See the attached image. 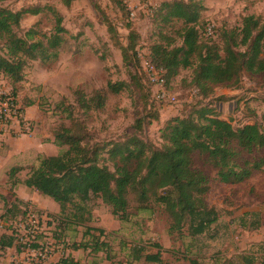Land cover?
I'll return each instance as SVG.
<instances>
[{
    "label": "rangeland",
    "instance_id": "1",
    "mask_svg": "<svg viewBox=\"0 0 264 264\" xmlns=\"http://www.w3.org/2000/svg\"><path fill=\"white\" fill-rule=\"evenodd\" d=\"M174 1L124 0L126 11L120 9L116 0L0 1V8L13 13L29 11L13 30L28 44H39L33 52L35 57L24 60L20 81L0 74V95L14 93L17 105L30 108L28 114L24 109L22 115L32 130L31 136L18 137L15 130L20 128L19 118L12 120L10 127H0V147L7 140L20 137L50 143L62 128H69L89 152H96L100 166L114 172L132 138L139 139L145 151L160 150L166 144L163 132L167 122L177 116L195 117L201 108L229 121L234 129L260 125L264 72L250 74L242 69L236 82L217 87L206 97L191 85L192 71L180 68L163 84L165 92L175 100L158 101L159 86L148 79L145 62L155 44L164 45L163 36L175 40L169 50L182 45L183 21L166 18L169 9L164 5ZM184 4L190 14L195 11L198 15L194 26L201 42L217 50L223 48L228 32L241 27L244 17L253 15L264 25V0H184ZM34 10L38 14H33ZM58 18L63 32L58 35L59 45L52 47ZM108 24L114 28V35L108 32ZM238 51L248 53V48ZM0 56L8 58L1 40ZM119 82L127 87L117 94L107 91L108 83ZM44 149L48 155H59L67 146L53 144ZM260 157H264L263 150L243 152L236 163L242 165L244 160ZM193 166L208 177L204 204L216 212L214 224L197 236L190 234L185 221L176 230L172 228L173 218L155 194L150 191L142 198L136 187L129 190L125 220L113 217L111 208L100 199L91 198L84 213L91 215V226L105 231L103 237L97 232L93 236L107 248L97 254L89 250L73 252L78 264H154L146 262L145 256L158 251L163 263L169 264H190L194 259L199 264H264V171H254L244 181L228 185L219 181L205 158L195 157ZM4 171L0 169V190L10 199V193H15L8 180L4 184ZM36 199L32 200L34 204L22 205L20 211L29 204L48 216L50 221L42 226L39 243L53 250L54 255L68 249L71 242L92 243L94 247L95 239H81L85 227L66 226V215L72 207L59 214L58 205L52 200L38 194ZM2 206L0 200V210L4 212ZM22 217L20 213L9 221L17 222ZM9 228L0 229V243L6 246L11 242L15 248L0 251V264H14V252H22L15 241L22 232L13 225ZM136 257L140 259L135 261Z\"/></svg>",
    "mask_w": 264,
    "mask_h": 264
},
{
    "label": "trees",
    "instance_id": "2",
    "mask_svg": "<svg viewBox=\"0 0 264 264\" xmlns=\"http://www.w3.org/2000/svg\"><path fill=\"white\" fill-rule=\"evenodd\" d=\"M116 1L120 9L126 11V5L120 0ZM164 6L169 9L166 18L181 20L184 23L180 33V47L169 50L175 40L163 36L161 40L164 45L155 44L149 56L156 68L164 70L163 77L166 81L176 76L178 69H190L191 85L208 97L215 88L236 82L242 69L250 74L264 72V25H260L258 18L253 15L244 17L241 27L228 32L223 41V48L217 50L201 42L194 26L198 15L195 11L192 14L187 11L184 0H175ZM24 13H13L0 8V40L4 42L8 56H0V74L14 82L21 80L24 60L33 59V52L39 46L28 44L14 33L13 28L18 26ZM32 13L38 14V10ZM62 32L58 18L56 32L50 43L52 47L59 45L58 35ZM108 32L114 35V28L110 24ZM241 47H247L248 53L238 51ZM122 51L126 53L125 48ZM106 87L109 93L117 94L125 89L127 84L108 83ZM146 88L149 91L148 86ZM10 94L18 104L15 94ZM18 107L23 113L25 107ZM195 113V117L177 116L167 122L163 132L166 144L160 150L145 151V145L139 139L132 138L123 149L125 154L122 153L121 165H116L114 172L106 166H100L96 152H89L82 145L81 139L73 135L69 128H62L61 132L53 136V144L67 146V150L59 155L39 158L35 166L28 168L23 181L17 178L23 168H11L8 171L11 188L21 183L35 190L56 203L59 214H64L67 207H72L71 212L66 215V226L85 227L81 239H95V244L93 243L92 247V243L71 242L68 245L70 251L89 250L93 254L103 252L107 244L99 242L93 233L97 232L98 236L103 237L105 231L89 224L91 215L88 211L84 213L85 206L91 198L100 199L111 208L113 217L125 220L128 209L127 196L129 190L135 187L140 189L142 198L150 191L155 194L156 200L165 206L173 218L172 228L181 229L185 221L192 236L201 235L217 221V214L204 204V195L209 189L208 177L194 168V158H205L206 163L216 171L219 181L228 185L244 181L254 171H264V157L244 160L242 165L236 163L243 152L264 151V112L260 125H245L237 129H234L229 121L216 117L206 108H201ZM129 145L134 148L131 149ZM159 190L164 193L158 195ZM0 200L4 208L3 217L7 220L14 219L20 213L24 215V212L20 211L22 201L13 194L10 193V199L0 196ZM194 222L197 223L196 226ZM11 244L8 242L6 246ZM133 259L138 261L140 257ZM145 261L169 264L163 263L159 251L147 254ZM56 264L78 263L71 255H67L60 258ZM190 264L199 263L194 259L190 260Z\"/></svg>",
    "mask_w": 264,
    "mask_h": 264
},
{
    "label": "built area",
    "instance_id": "3",
    "mask_svg": "<svg viewBox=\"0 0 264 264\" xmlns=\"http://www.w3.org/2000/svg\"><path fill=\"white\" fill-rule=\"evenodd\" d=\"M124 4V0H122ZM145 73L148 79L154 84L159 86L157 99L160 102H172L175 100L174 97L168 95L163 89L164 84V70L156 68V66L150 61L145 62ZM23 113L19 110L18 105L13 100L10 93L7 95H0V127L8 128L12 120H17L18 130H15L17 136L32 135L31 123L23 120ZM39 211V210H37ZM29 204L23 210L24 215L17 222L11 223L5 218H0V229H5V231L10 230L9 226L13 225L19 229L22 234L18 239H15L19 249L22 252H14L13 260L14 264H46L53 254V250L44 246V244L39 243V236L42 231V226H45L50 220L46 214L42 212H37ZM15 248L14 246H2L0 243V251L3 249Z\"/></svg>",
    "mask_w": 264,
    "mask_h": 264
},
{
    "label": "crops",
    "instance_id": "4",
    "mask_svg": "<svg viewBox=\"0 0 264 264\" xmlns=\"http://www.w3.org/2000/svg\"><path fill=\"white\" fill-rule=\"evenodd\" d=\"M29 110L30 108L25 109L24 113L28 114ZM48 145H53V141H50V143L44 144L39 139L34 140V138H28V137L12 138L11 140H7L6 144L0 147V169L1 168L5 169L4 175H5L6 180L4 184H6L7 180L10 182V180L8 179V171L11 168L13 167L23 168V171L20 172L22 173V176L17 175L18 180L23 181L26 178V175L28 173V168L35 166L38 162V158H42L43 156H54V155H48L46 153V149H44V147ZM10 188H11V182H10ZM11 189L15 193L14 197L22 201L23 205L26 203L34 204L32 200L37 201L36 194H38L42 198H46V197L41 196L35 190L25 187L21 183L17 184L14 188H11ZM34 192L36 193L35 196L33 194ZM0 195H3V197H6L4 193L1 192V190H0ZM46 199H49V198H46ZM3 214H4L3 210L2 211L0 210V215L2 218H4ZM6 250H11V248H8ZM73 252H76V251H70L69 249H63L61 250L60 254L59 253L55 254L54 257L51 258L46 264H56L59 262L58 261L59 256L63 257L69 254L74 258L75 262L78 263L77 261L78 259L76 258L75 253Z\"/></svg>",
    "mask_w": 264,
    "mask_h": 264
}]
</instances>
